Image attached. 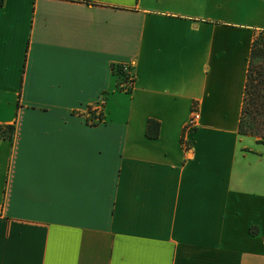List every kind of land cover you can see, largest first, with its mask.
Instances as JSON below:
<instances>
[{"label":"crops","instance_id":"crops-1","mask_svg":"<svg viewBox=\"0 0 264 264\" xmlns=\"http://www.w3.org/2000/svg\"><path fill=\"white\" fill-rule=\"evenodd\" d=\"M260 31L264 0H4L0 264H264V143L238 133Z\"/></svg>","mask_w":264,"mask_h":264},{"label":"trees","instance_id":"trees-1","mask_svg":"<svg viewBox=\"0 0 264 264\" xmlns=\"http://www.w3.org/2000/svg\"><path fill=\"white\" fill-rule=\"evenodd\" d=\"M3 1L0 0V6ZM112 70L117 77L118 87L123 90L121 86L126 82L128 74L121 65L112 66ZM157 130V124L150 121L148 137L155 138ZM14 132L13 125H0V140H12ZM238 133L264 143V31L255 35L251 45Z\"/></svg>","mask_w":264,"mask_h":264},{"label":"built area","instance_id":"built-area-1","mask_svg":"<svg viewBox=\"0 0 264 264\" xmlns=\"http://www.w3.org/2000/svg\"><path fill=\"white\" fill-rule=\"evenodd\" d=\"M123 67V70L130 75V68L127 64H122L121 65ZM128 75V76H129ZM131 78V77H130ZM130 81H132V78L130 79ZM132 83V82H131ZM132 86V84H131ZM131 86H127L126 84H122V89L123 91H129L131 89ZM101 106H102V102H100L96 107H95V111H100L98 112L99 113V116L98 115H92V119L91 122H99L101 120ZM200 120V113H199V110H198V107L197 105H194L191 109V112H190V116L188 118V121L185 125V128H184V134L187 135V134H190L192 133L193 131L196 130L197 126H198V122ZM184 147L186 149V151L189 153L190 152V146L189 144L187 143H184Z\"/></svg>","mask_w":264,"mask_h":264},{"label":"rangeland","instance_id":"rangeland-1","mask_svg":"<svg viewBox=\"0 0 264 264\" xmlns=\"http://www.w3.org/2000/svg\"><path fill=\"white\" fill-rule=\"evenodd\" d=\"M129 75V74H128ZM132 78V81H130V79ZM131 82H133V75L131 74V72H130V75L128 76V78H127V80H126V82L124 83V84H126L127 86H131ZM98 112H100V111H95L93 114H92V112H89L88 113V118L89 119H92V115L94 116V115H98L99 116V113Z\"/></svg>","mask_w":264,"mask_h":264}]
</instances>
